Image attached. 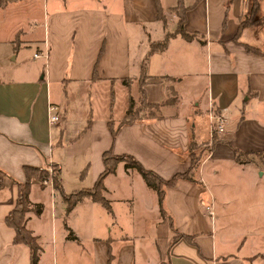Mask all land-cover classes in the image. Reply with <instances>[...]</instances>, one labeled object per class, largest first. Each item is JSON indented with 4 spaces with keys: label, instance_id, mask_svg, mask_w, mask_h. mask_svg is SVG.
<instances>
[{
    "label": "crops",
    "instance_id": "0c3cea01",
    "mask_svg": "<svg viewBox=\"0 0 264 264\" xmlns=\"http://www.w3.org/2000/svg\"><path fill=\"white\" fill-rule=\"evenodd\" d=\"M180 11L193 36L150 50ZM140 89L155 106L122 121ZM210 105L224 129L193 179L165 186L164 213L122 160L101 180L109 209L89 195L66 209L65 195L95 185L104 151L163 178L188 170ZM49 162L60 186L32 175L25 213L37 264H264V0H0V264H30L5 215L24 167Z\"/></svg>",
    "mask_w": 264,
    "mask_h": 264
},
{
    "label": "trees",
    "instance_id": "16d2710c",
    "mask_svg": "<svg viewBox=\"0 0 264 264\" xmlns=\"http://www.w3.org/2000/svg\"><path fill=\"white\" fill-rule=\"evenodd\" d=\"M180 9V8H179ZM178 9V10H179ZM252 12V11H251ZM178 22L175 27V29L172 32H168L164 39L161 41H158L157 43H151L150 44V50H154L157 47L162 48L167 39L172 36L174 33H180L185 38H189L193 36V33H190L188 31H185L183 28V23L185 21V17H183L182 11L178 13ZM251 50H254L255 52H260L257 48H251ZM142 72H143V66H142ZM141 72V74H142ZM144 75H141V81L144 79ZM155 106V104H151L145 100V93L140 89V99L138 104L133 103V99L129 97V103H128V109L124 115V118L122 121H129L132 119L139 118V114L144 108ZM212 138L208 140V143H206L205 146H199L194 140L190 141L189 144V151L191 152V158H190V167L188 170L184 172H176L169 178H163L160 177L156 172L150 169H145L140 165V163L137 161V159L131 154H112L109 151H104L103 154V162L104 167L101 170V173L98 175L97 179L95 180V185L92 187H87L83 189H79L76 191H73L72 193H69L65 195V200L67 201L66 209L69 210L72 205L78 201L82 196L89 195L93 199H96L104 204V206L109 209V203L106 198H104L101 194L102 190V184L101 180L102 177L109 173L114 171L115 164L118 160L124 161V165L127 167H134L136 168L141 176L143 177L144 181L147 182L150 186H152L155 191L156 195L158 197V206L159 211L164 213L163 209V200H164V192H165V186L172 185L175 183L176 178L178 177H185L188 179H193L194 174L198 169V165L201 161V158L203 157V154L205 151H210V144L214 142L216 139L215 133L212 134ZM237 158L240 159L241 152L235 148ZM55 168V166H54ZM57 168H55L56 170ZM24 171L26 173V180L24 182H20L17 184L18 186V193L16 196V203L12 207V209L5 215V222L11 226L15 233L13 236L12 242L14 243H23L26 246H29V261L30 264H37V258H38V251L39 246L36 242V237L32 234L31 231L27 230L25 228V213L29 207V199H28V192H29V180L32 175L38 173L40 176V179L45 176L46 172L43 169H39L37 167L33 166H26L24 167ZM58 171V170H57ZM1 173V172H0ZM83 173V172H82ZM53 185L55 188L59 187V182L56 177L54 178ZM40 205L36 204L35 211L39 212Z\"/></svg>",
    "mask_w": 264,
    "mask_h": 264
},
{
    "label": "built area",
    "instance_id": "2783aa9c",
    "mask_svg": "<svg viewBox=\"0 0 264 264\" xmlns=\"http://www.w3.org/2000/svg\"><path fill=\"white\" fill-rule=\"evenodd\" d=\"M39 55H41L39 52L34 53V56L36 57H38ZM44 56H46V52L44 53ZM47 110L49 111L48 117L50 123H54L55 121L60 120L61 115L58 107L55 104H49ZM207 120L209 121V135L211 139L214 132H220L224 129L225 117L220 111L215 110L213 106L210 105L207 112ZM39 169H43L46 172L45 176L41 178L40 183L47 184L53 187V181L56 177L57 170H55L52 163L49 162V164H47L45 167Z\"/></svg>",
    "mask_w": 264,
    "mask_h": 264
},
{
    "label": "rangeland",
    "instance_id": "374dc122",
    "mask_svg": "<svg viewBox=\"0 0 264 264\" xmlns=\"http://www.w3.org/2000/svg\"><path fill=\"white\" fill-rule=\"evenodd\" d=\"M31 53V52H30ZM148 109L150 108V107H147ZM147 108H144V111L147 109ZM144 111L143 112H141V113H144ZM146 112V111H145ZM239 173H241V171L239 170V169H232V170H229V171H227V175H226V177H227V179L228 180H231V181H236L238 178L236 177V175H238ZM264 178V177H263ZM208 209H211V206H208Z\"/></svg>",
    "mask_w": 264,
    "mask_h": 264
}]
</instances>
